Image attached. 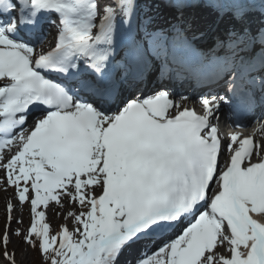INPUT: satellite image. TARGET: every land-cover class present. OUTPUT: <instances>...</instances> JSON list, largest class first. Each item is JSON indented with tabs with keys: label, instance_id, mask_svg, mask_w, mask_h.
I'll list each match as a JSON object with an SVG mask.
<instances>
[{
	"label": "snow or ice",
	"instance_id": "snow-or-ice-1",
	"mask_svg": "<svg viewBox=\"0 0 264 264\" xmlns=\"http://www.w3.org/2000/svg\"><path fill=\"white\" fill-rule=\"evenodd\" d=\"M0 191V264H264V0H0Z\"/></svg>",
	"mask_w": 264,
	"mask_h": 264
},
{
	"label": "rangeland",
	"instance_id": "rangeland-1",
	"mask_svg": "<svg viewBox=\"0 0 264 264\" xmlns=\"http://www.w3.org/2000/svg\"><path fill=\"white\" fill-rule=\"evenodd\" d=\"M1 192V191H0ZM9 195L11 196V192L9 191ZM20 212L21 210L19 208H17L16 210V213L15 215H18V219L20 218H23L24 220V225L26 226L27 223H28V214H27V208H25L23 210V215L21 217L20 215ZM17 226V225H16ZM13 244L15 245L16 244V239L13 238ZM11 247V246H10ZM17 255H19L21 258H24L26 259V264H39V261H40V256H39V253L37 252H34V251H31V250H28L27 252V256L26 258L25 257H22L21 254H20V250L18 251ZM19 257V259H20Z\"/></svg>",
	"mask_w": 264,
	"mask_h": 264
},
{
	"label": "bare ground",
	"instance_id": "bare-ground-1",
	"mask_svg": "<svg viewBox=\"0 0 264 264\" xmlns=\"http://www.w3.org/2000/svg\"><path fill=\"white\" fill-rule=\"evenodd\" d=\"M10 197V195L8 193H5L3 191L0 192V230H2L3 228V224H4V215H5V203L6 200ZM49 218L51 221H55L56 223H60L62 222L60 219H57L55 217H53L51 210L49 211ZM14 226V223L12 225V227ZM19 249L17 250L18 253ZM19 255H17V260L18 261H23V264H26V259L21 258L19 259Z\"/></svg>",
	"mask_w": 264,
	"mask_h": 264
}]
</instances>
